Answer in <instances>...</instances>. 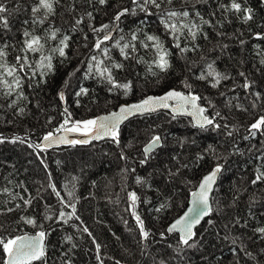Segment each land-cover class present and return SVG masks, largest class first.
Returning a JSON list of instances; mask_svg holds the SVG:
<instances>
[{"label": "trees", "instance_id": "obj_1", "mask_svg": "<svg viewBox=\"0 0 264 264\" xmlns=\"http://www.w3.org/2000/svg\"><path fill=\"white\" fill-rule=\"evenodd\" d=\"M0 2L11 12L9 28L0 26V47L8 45L7 62L14 64L17 56L25 54L21 52L23 32L28 30L43 38V54L52 56L53 65V71L43 77L38 69L34 79L25 76L23 94L27 99L9 107L15 97L0 96V189L18 194L13 200L0 192V237L45 231L47 264H264V238L256 231L264 227V180L252 183L258 171L264 172V126L260 131L251 129L264 116V39L257 38L258 33L264 34V0H239L253 10V19L247 23L242 12L225 10L223 6L230 0H173L171 5L163 3L161 9L150 6L152 15L137 8L135 15H125L115 24L116 12L132 8V0H108L104 5L98 0H59L54 14L42 24L38 21L43 11L35 17L32 13L37 0ZM168 10H187L188 18L174 22L201 26L195 41L187 30L180 37V47L188 51L175 46L173 36L161 23L162 13ZM88 12L92 19L86 16ZM81 17L83 22L73 30L75 20ZM201 17L211 23L203 24ZM102 24L110 25L107 31H111L112 40L101 47L110 49L111 60L93 47L105 33H94L90 25L98 28ZM56 29V38H50ZM133 33L138 37L133 42L137 50L125 60L113 44L121 36L122 44L130 41ZM147 35L158 36L168 50L166 70L156 67V49L146 40ZM65 36L68 47L61 57L51 50L59 48ZM141 41L149 47H143ZM27 55L35 69L41 53ZM92 55L106 65H124L113 74L119 83L131 82L127 95L123 89H112L95 68L92 74L87 73ZM209 64L228 77L215 88L211 77L198 79L207 74ZM25 71L30 76L32 69ZM245 82L250 84L247 89ZM185 83L192 86V94L201 97L210 117L220 113L215 116L220 127L197 129L189 119L160 112L125 124L119 131V143H76L48 150L35 147L49 133L55 134L66 118L65 108L72 122L96 119L121 104L170 89L189 94ZM81 88L88 92L78 96ZM71 126L70 122L67 127ZM157 135L162 146L142 164L144 147ZM89 156L93 160H88ZM217 164L222 165V174L212 198V213L196 230L195 247H188L167 229L185 212L202 177ZM50 184L55 185L59 197ZM131 193L138 198L134 209ZM20 196L34 199L26 206ZM72 204L75 215L65 223L60 212L71 213L72 208L65 205ZM8 208L15 211L8 212ZM133 211L143 220L149 233L146 239ZM21 217L34 219L35 226ZM93 239L101 246L100 260ZM4 258L0 248V264Z\"/></svg>", "mask_w": 264, "mask_h": 264}, {"label": "snow or ice", "instance_id": "obj_2", "mask_svg": "<svg viewBox=\"0 0 264 264\" xmlns=\"http://www.w3.org/2000/svg\"><path fill=\"white\" fill-rule=\"evenodd\" d=\"M108 2V0H98V3L104 5ZM197 2H207V0H197ZM59 0H37V3L32 7V13L35 14L40 13L43 11V18L39 19V23H44V19L48 16L54 14V4H58ZM163 3H167L171 5L173 0H132L133 7L127 8L123 7L120 8L119 11L116 12L115 16L113 17V24L115 22H119L122 17L125 15H135L137 8L145 12L147 15H152L150 11V6L156 9H161V5ZM19 7V5H18ZM226 11H234L236 13H243L242 19L245 23L253 19V10L251 8L242 6L239 0H230V4L227 6H223ZM7 14V15H6ZM11 15L9 9L5 6L4 2H0V26L4 29L9 28V20L8 16ZM189 11H176V10H168L162 13L161 23L164 24L165 29L173 36L174 40L176 41L175 46L180 48L181 52L188 51L187 48L180 47V37L184 34V30H187L188 34L191 36L193 41L196 40L198 34H201V26L200 24L193 23V22H174L176 20H180V18H188ZM196 15L199 16L200 13L196 12ZM214 15V13H213ZM86 16L89 19H92V13H86ZM166 17V18H165ZM37 20L34 19L33 23H36ZM83 22V17L80 19L75 20V24L73 25V30L75 27ZM201 22L203 24H210L211 22L208 20H204L201 17ZM27 23V21H25ZM91 30L94 33H105L102 37L97 38L94 44V50H98L104 58L111 60L109 55L110 49L108 47H101L105 44L106 41L112 40V33L111 31H107L110 28L109 24H102L98 28L91 26ZM115 30V29H113ZM59 29H56L51 32L50 38L55 39L56 34ZM222 35V33L220 34ZM23 47L21 49L24 55H19L15 58L14 64H9L7 62L6 56L7 53L5 49L8 47L7 44H4L0 47V96L3 97H15L11 100L9 107H13L16 105L17 101L20 99H27V97L23 94V80L25 76H27L30 80L34 79L36 76V69L40 70L39 74L43 77L48 73L53 71L52 65V56L51 55H44L43 49L45 47L44 43H42V37L39 35H34L33 33L25 30L23 32ZM257 38L264 39V34H257ZM138 37L136 33L131 35V40L124 42L123 44L121 41L124 40V37L121 36L119 40H116L113 44L114 48H118L120 55L125 59H129L131 57V53L135 52L136 44L133 43L137 41ZM68 37L65 36L63 39L60 40V47L53 48L52 52H58L61 57L65 56V48L68 47L67 44ZM146 40L152 42L153 47L156 49V60L154 61L156 67L160 68L161 70H166L169 67L168 50L163 46V42L160 40L158 36L155 35H147ZM243 44V41H241ZM143 47H149L148 44H144L141 41ZM226 47V45H225ZM27 53H41L40 59L35 64V69H33L32 63L29 61V57ZM95 62V63H93ZM137 62H140L139 60ZM264 63V60L261 61ZM124 65L120 62H112L109 65L104 63L103 59H99L96 55H92L89 58L88 62V74H92L93 68H95V73L102 79L106 80L111 86L112 89L120 88L124 90L125 95L131 91V82L119 83L117 82L113 70L114 69H122ZM26 69H32L31 75L28 76V73L25 71ZM20 73H24V76H21ZM71 75V74H70ZM241 76H245L244 72L240 73ZM211 77L213 79V83L211 86L213 88L217 87L222 80L228 79V77L222 73L215 71L212 64L208 65V72L207 74H202L198 77V79H207ZM11 78V79H9ZM247 81V77H245ZM67 84V81L65 82ZM31 86V85H29ZM188 88L189 94L185 95L182 92H178L176 90H170L169 92L165 93L163 96L159 97H146L145 99L141 100L138 103L130 104V105H121L119 111L112 112L107 116L98 117L96 119H89L85 121H71V113L68 112V109H64V113L66 114V118L64 122L60 125L57 132H63L65 135H61L59 137L53 136L52 133L46 135L43 139L45 141L44 147L51 146L55 143H67V144H76V143H87L88 140H70L68 138L69 133L74 132H83L84 135L90 136L91 139H100L103 137H111L115 142L119 143V126L120 124L128 119L129 116H132L137 113H144L155 111L157 108H168L170 107L169 101H174V105L172 106V110L174 113H187L189 115H193L196 117V125L204 128L207 125H213L214 127H220L219 124L215 123V116H220L219 112L215 113L214 117H209L205 115L207 109L205 107L200 106L197 101L201 99L199 95L191 93V85L185 83L184 85ZM245 89L250 87L248 82H245L243 85ZM110 89V90H112ZM88 90L86 88H81L80 92L77 95L87 94ZM60 99H64V94L61 91L59 93ZM259 96V94H257ZM209 103H211L209 101ZM189 107L191 111H189ZM21 113H23L24 109H19ZM175 118V116L173 117ZM71 122V127H67V125ZM264 126V116L260 117L255 123L251 125V129H255L260 131ZM255 135V133H252ZM231 135V133H229ZM2 142V140H0ZM161 145V137L160 136H153L151 141L144 147L143 152L145 155V159L141 161V163H146L149 155L151 152L157 147ZM36 148H40L41 145H35ZM222 171V165L217 164L213 170L205 175L201 180L197 192L192 193V207H190L184 215L180 218L176 219L167 229L169 233L171 232H179L180 233V243L186 245L188 247H195V233L193 228L196 224L200 222V220L208 215L212 209L209 205V196L208 194L212 191L213 185L216 183L218 174ZM264 180V172H259L256 175V178L252 181L253 184L257 183V181ZM137 182H140V178L137 179ZM57 197L60 196V193L56 191L55 185H49ZM0 192L8 193L11 195V198L15 200L18 194H13L9 192V189L4 188L0 189ZM71 196V193H69ZM23 200L24 205L30 206L34 197H29L25 199L23 196L19 197ZM130 199L132 201L131 207L135 208V203L137 201V196L135 193L130 194ZM61 203H64L63 198H61ZM66 207H71V213H65L63 211L60 212V219L64 220L66 223L68 219H71L75 215V205H65ZM16 208H20V205L17 204ZM8 212L15 211L13 208H8ZM2 214V213H0ZM132 215L135 217L136 222L140 228L141 235L143 238H147L149 233L144 228L143 220L140 218L135 211L132 212ZM49 219L51 217H48ZM79 219V217H76ZM21 219L25 220L26 223L35 226L36 221L32 218H25L21 217ZM237 223L239 221L237 220ZM85 232H88V229H84ZM257 232L262 234V238H264V227L258 228ZM89 236L92 234L89 232ZM47 233L45 231H39L34 236L23 235V236H15L12 238H4L0 237V248L3 249L5 253V258L3 260V264H33L35 261L44 260L45 264L47 261L46 257V246H45V238ZM163 235V234H161ZM227 238V237H225ZM67 239H71L68 237ZM193 241V243H189ZM93 243L96 246L97 250V259L100 260L99 251H100V244L96 243L95 239H93ZM235 243V240H233ZM251 255V253H247ZM70 264V261L68 262ZM101 264L103 262L101 261ZM119 264V261H117ZM163 264V262H162Z\"/></svg>", "mask_w": 264, "mask_h": 264}, {"label": "water", "instance_id": "obj_3", "mask_svg": "<svg viewBox=\"0 0 264 264\" xmlns=\"http://www.w3.org/2000/svg\"><path fill=\"white\" fill-rule=\"evenodd\" d=\"M170 90H176V91H178V92H182V93H184L185 95H187V93H185V92H183V91H181V90H178V89H170ZM170 90H168V91H166V92H164L163 94H160V95H152L151 97H159V96H163L165 93H167V92H169ZM145 99V98H144ZM143 100V99H142ZM141 101V100H140ZM140 101H137V102H132V103H124V104H121V105H130V104H135V103H138V102H140ZM174 101H169V105H170V107H168V108H157L155 111H150V112H144V113H137V114H134V115H132V116H129L128 117V119H126V120H124L121 124H120V126H119V131H120V129L125 125V124H127L129 121H131V120H133V119H135V118H138V117H143V116H149V115H154V114H157V113H160V112H167V113H170L172 116H175V117H177V118H186V119H189V120H191V122L193 123V125L195 126V128H197V129H207V128H209L211 125H207L206 127H204V128H201V127H199V126H197L196 125V117H194L193 115H189V114H187V113H179V114H177V113H174L173 112V110H172V106L174 105ZM197 103L200 105V106H202V107H205L201 102H200V100L199 101H197ZM120 105V106H121ZM120 106H118L115 110H113V111H111V112H108V113H105V114H101V115H99L98 117H103V116H107V115H109L110 113H112V112H117V111H119V108H120ZM206 108V107H205ZM207 109V108H206ZM189 111H191V108L189 107V109H188ZM205 115H207V116H209L210 117V115L207 113V111L205 112ZM97 117V118H98ZM211 118V117H210ZM61 135H65V133H63L62 131L60 132V133H58V134H54L53 136H56V137H59V136H61ZM68 135V138L70 139V140H88V142L87 143H78V144H81V145H91V144H94V143H97V144H100V143H103V142H107V141H111V140H113L111 137H103V138H100V139H91V137L90 136H86V135H84L82 132H74V133H69V134H67ZM162 139H161V145H159V146H157L152 152H151V154L153 153V152H155L156 150H158L161 146H162ZM39 145H41V147L40 148H43V149H58V148H64V147H69V146H72L73 144H67V143H55V144H52L51 146H48V147H44V145H45V141H44V139L41 141V143L39 144ZM150 154V155H151ZM213 170V169H212ZM211 170V171H212ZM210 171V172H211ZM210 172H208V173H206L205 175H207V174H209ZM221 174H222V171L218 174V176H217V180H216V183L213 185V189H212V191L208 194V196H209V205H210V207H211V209H213V204H212V198H213V195H214V193H215V191H216V188H217V186H218V184H219V180H220V177H221ZM204 175V176H205ZM203 176V177H204ZM203 177H202V179H203ZM201 179V180H202ZM201 182V181H200ZM200 184V183H199ZM199 186V185H198ZM199 190V188L197 187L196 188V190L194 191V192H197ZM193 193V192H192ZM192 200H193V197H192V194L190 195V198H189V202H188V207L186 208V210H185V212L190 208V207H192L193 205H192ZM184 212V213H185ZM184 213L182 214V215H184ZM211 213H212V211L208 214V215H206V216H204L201 220H200V222L198 223V224H196L195 226H194V228H193V231H194V233L196 234V230L210 217V215H211ZM181 215V216H182ZM180 216V217H181ZM180 217H178V218H180ZM177 218V219H178ZM175 221V220H174ZM173 221V222H174ZM172 222V223H173ZM171 223V224H172ZM170 224V225H171ZM169 225V226H170ZM167 233L169 234V235H177V236H179V238H180V233L179 232H171V233H169L168 231H167ZM26 235H29V236H34L35 234H26ZM191 242V241H190ZM44 243H45V246H46V238H45V241H44ZM35 262H37V261H35Z\"/></svg>", "mask_w": 264, "mask_h": 264}, {"label": "rangeland", "instance_id": "obj_4", "mask_svg": "<svg viewBox=\"0 0 264 264\" xmlns=\"http://www.w3.org/2000/svg\"><path fill=\"white\" fill-rule=\"evenodd\" d=\"M92 158H93L92 156H89L88 160H90V159L93 160ZM95 159H97V157H95Z\"/></svg>", "mask_w": 264, "mask_h": 264}]
</instances>
